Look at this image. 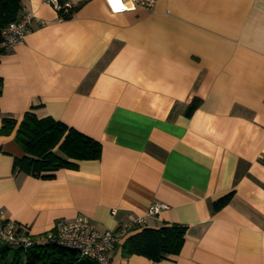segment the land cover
Wrapping results in <instances>:
<instances>
[{
	"label": "crops",
	"instance_id": "1",
	"mask_svg": "<svg viewBox=\"0 0 264 264\" xmlns=\"http://www.w3.org/2000/svg\"><path fill=\"white\" fill-rule=\"evenodd\" d=\"M68 1L83 2L64 19L23 0L34 20L0 54V127L33 107L101 153L41 178L15 166L17 124L0 133L2 216L39 237L79 214L112 230L163 201L144 225H185L179 253L125 256V234L114 264H264V0Z\"/></svg>",
	"mask_w": 264,
	"mask_h": 264
},
{
	"label": "trees",
	"instance_id": "2",
	"mask_svg": "<svg viewBox=\"0 0 264 264\" xmlns=\"http://www.w3.org/2000/svg\"><path fill=\"white\" fill-rule=\"evenodd\" d=\"M83 1L71 3L58 0L56 8L61 18H69ZM24 8L23 0H0V54L2 45L1 29L16 18ZM2 80L0 78V92ZM198 98H193L186 109L189 115ZM16 126L14 138L24 154L14 163L19 170L41 178H51L59 168H74L77 160L95 159L100 156L101 144L63 121L47 115L39 117L33 107L26 110L21 119L3 117L0 133H8ZM232 191L212 202L214 210L224 205ZM186 226L179 223H163L157 227L141 225L129 230L121 244L125 256L138 254L153 261H160L170 254L179 253L184 243ZM0 264H98L82 258L75 249L57 244H39L27 249L0 243Z\"/></svg>",
	"mask_w": 264,
	"mask_h": 264
},
{
	"label": "built area",
	"instance_id": "3",
	"mask_svg": "<svg viewBox=\"0 0 264 264\" xmlns=\"http://www.w3.org/2000/svg\"><path fill=\"white\" fill-rule=\"evenodd\" d=\"M44 1L55 9L59 7L58 0ZM107 1L114 12L134 9L137 5L152 8L155 4V0H113L111 3L110 0ZM33 20L34 16L23 8L16 18L2 27V45L5 50L23 41L31 29ZM166 207L165 202L154 201L147 208L145 215L120 222L117 228L112 230L97 229L93 220L83 214L74 218H60L51 230L39 237L30 235L17 223L7 221L0 213V243L22 249L52 243L75 249L80 257L94 260L98 264H114L110 250L115 242L129 230L144 225L147 215L157 214Z\"/></svg>",
	"mask_w": 264,
	"mask_h": 264
},
{
	"label": "snow or ice",
	"instance_id": "4",
	"mask_svg": "<svg viewBox=\"0 0 264 264\" xmlns=\"http://www.w3.org/2000/svg\"><path fill=\"white\" fill-rule=\"evenodd\" d=\"M113 2V0H110V3Z\"/></svg>",
	"mask_w": 264,
	"mask_h": 264
}]
</instances>
